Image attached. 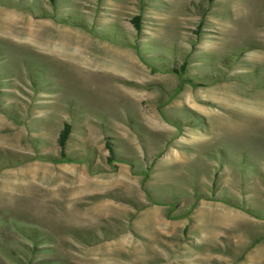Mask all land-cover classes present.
Returning <instances> with one entry per match:
<instances>
[{"label": "rangeland", "instance_id": "374dc122", "mask_svg": "<svg viewBox=\"0 0 264 264\" xmlns=\"http://www.w3.org/2000/svg\"><path fill=\"white\" fill-rule=\"evenodd\" d=\"M0 264H264V0H0Z\"/></svg>", "mask_w": 264, "mask_h": 264}, {"label": "trees", "instance_id": "16d2710c", "mask_svg": "<svg viewBox=\"0 0 264 264\" xmlns=\"http://www.w3.org/2000/svg\"><path fill=\"white\" fill-rule=\"evenodd\" d=\"M50 1H53V0H50ZM138 19H139L138 16L133 18V23H134L136 28L139 27ZM69 131H70V126L68 123H65L63 128L61 129V131L59 133V137H58V145L60 148V155H64V148H65L66 140H67L68 135H69Z\"/></svg>", "mask_w": 264, "mask_h": 264}]
</instances>
